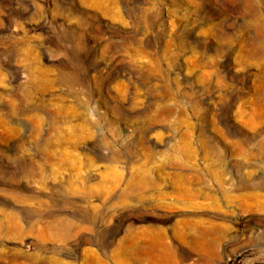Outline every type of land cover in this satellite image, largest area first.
<instances>
[{
  "label": "rangeland",
  "instance_id": "374dc122",
  "mask_svg": "<svg viewBox=\"0 0 264 264\" xmlns=\"http://www.w3.org/2000/svg\"><path fill=\"white\" fill-rule=\"evenodd\" d=\"M0 264H264V0H0Z\"/></svg>",
  "mask_w": 264,
  "mask_h": 264
},
{
  "label": "bare ground",
  "instance_id": "6f19581e",
  "mask_svg": "<svg viewBox=\"0 0 264 264\" xmlns=\"http://www.w3.org/2000/svg\"><path fill=\"white\" fill-rule=\"evenodd\" d=\"M215 232V229H210V230H207V229H203L201 231V233L203 235H209V234H212ZM217 240L213 237V238H206V239H202V240H198L197 241V244L202 246V247H207L208 249L209 248H212L214 247L216 244H217ZM151 244H146L144 245L143 247H136V246H132L133 248V251H137V250H140L142 252H146L147 250H149L151 248L150 246ZM213 251V250H212Z\"/></svg>",
  "mask_w": 264,
  "mask_h": 264
}]
</instances>
